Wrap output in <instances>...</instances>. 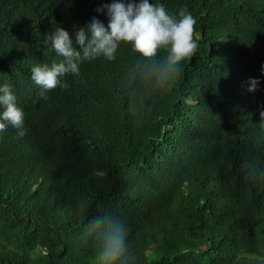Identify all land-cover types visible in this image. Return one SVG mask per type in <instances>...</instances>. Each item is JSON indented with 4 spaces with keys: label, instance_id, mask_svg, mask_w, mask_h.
Wrapping results in <instances>:
<instances>
[{
    "label": "trees",
    "instance_id": "16d2710c",
    "mask_svg": "<svg viewBox=\"0 0 264 264\" xmlns=\"http://www.w3.org/2000/svg\"><path fill=\"white\" fill-rule=\"evenodd\" d=\"M111 2L0 0V84L27 130L0 134V264H99L98 216L124 225L123 264H264V0H152L196 20L170 85L151 89L121 44L41 100L46 38L107 26Z\"/></svg>",
    "mask_w": 264,
    "mask_h": 264
},
{
    "label": "clouds",
    "instance_id": "9594fccd",
    "mask_svg": "<svg viewBox=\"0 0 264 264\" xmlns=\"http://www.w3.org/2000/svg\"><path fill=\"white\" fill-rule=\"evenodd\" d=\"M96 11L106 12L107 26L93 17L83 29H73L72 37L56 28L46 38L56 62L51 66L37 64L31 70V79L41 90L40 98L44 102H47L46 94L57 89L67 90L63 81L68 76H78L82 63L99 58L114 61L121 44L130 45L140 54L135 67L140 71L141 80L151 89L170 85L180 65L197 50L196 20L186 10H182L177 18L170 15L163 4L152 0H112ZM261 74L264 75V68ZM259 84L258 79H251L248 91H256ZM260 119L264 121V110L260 111ZM9 126L17 129L19 138L26 135L24 111L18 106L11 86L4 83L0 84V134ZM88 225L101 239L99 264H123L126 253L124 225L99 216L91 219Z\"/></svg>",
    "mask_w": 264,
    "mask_h": 264
}]
</instances>
